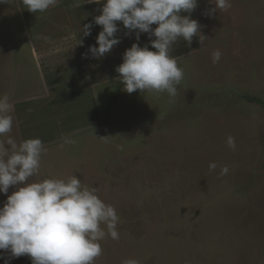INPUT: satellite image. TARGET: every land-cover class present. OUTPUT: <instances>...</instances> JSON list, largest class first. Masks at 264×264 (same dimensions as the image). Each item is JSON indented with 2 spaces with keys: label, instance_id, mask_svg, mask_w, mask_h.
I'll use <instances>...</instances> for the list:
<instances>
[{
  "label": "rangeland",
  "instance_id": "374dc122",
  "mask_svg": "<svg viewBox=\"0 0 264 264\" xmlns=\"http://www.w3.org/2000/svg\"><path fill=\"white\" fill-rule=\"evenodd\" d=\"M197 2L191 18L209 39L173 45L185 72L175 102L167 93L128 94L117 77L133 43L155 51L147 33L106 57L97 88L87 86L96 79L70 73L49 88L37 76L36 39L25 33L36 14L23 21L16 4L0 3V98L15 105L10 135L40 138L46 148L32 182L75 175L120 217V239L100 241L96 264H264V104L246 98L264 101V0H229L230 9L212 16L205 13L215 0ZM216 50L222 56L214 64ZM90 91L98 97L95 119ZM15 190L0 192V209ZM0 264L32 261L0 250Z\"/></svg>",
  "mask_w": 264,
  "mask_h": 264
},
{
  "label": "clouds",
  "instance_id": "9594fccd",
  "mask_svg": "<svg viewBox=\"0 0 264 264\" xmlns=\"http://www.w3.org/2000/svg\"><path fill=\"white\" fill-rule=\"evenodd\" d=\"M0 3L16 4V0H0ZM58 3L59 0H22L31 13H45ZM197 7V0H107L102 14L94 17V23L102 27L96 41L98 47L91 46L89 52L92 58L100 59L121 43L117 38L118 23L128 30L125 35L135 32L137 41L141 33L154 36L151 47L155 51L147 45L133 43L116 71L128 94L167 93L175 102L185 72L171 54L173 45L181 38L188 45L194 37L201 44L209 39L201 34V24L191 18ZM217 8L227 11L231 3L215 0V7L205 15H214ZM152 25L157 27L153 29ZM91 29L92 24H85L81 31L87 37ZM221 56L219 50L214 51L213 63H218ZM14 110L15 105L7 95L0 98V137L7 138L0 139V192L7 195L10 188H16L0 209V250L10 252L11 258L30 257L32 264H96L104 251L100 241L109 235L113 240L120 239V217L115 207L105 203L96 188L84 185L75 175L66 180L32 182L40 173L46 148L40 138L17 142L11 137ZM63 142L74 144L75 140L65 136ZM227 144L235 150L234 137L229 136ZM216 168L215 163L209 165L211 171ZM228 171L224 166L221 175ZM124 264H139V261L128 259Z\"/></svg>",
  "mask_w": 264,
  "mask_h": 264
},
{
  "label": "crops",
  "instance_id": "0c3cea01",
  "mask_svg": "<svg viewBox=\"0 0 264 264\" xmlns=\"http://www.w3.org/2000/svg\"><path fill=\"white\" fill-rule=\"evenodd\" d=\"M107 0H101L100 3H90V0H59L56 7L50 8L45 13L36 14V25L30 30V26L24 22L25 33L28 36H33L36 39V50L34 57L36 59V69L39 77L47 79L49 88L59 86V78L64 73L72 74V78L84 79L93 78L95 82L87 85L89 89L97 88L100 84L98 81L104 76L106 57H111L117 51V48L126 45L127 41L136 40V33L125 35L128 31L122 23H118L120 32L117 33V38L121 40L112 51L100 59L92 58L89 48L91 46L98 47L96 43L102 27L94 23V17L102 14L101 9ZM16 7L19 17L25 20V17L30 18L29 12L22 0H16ZM85 24H92L91 35L85 37L81 29ZM47 27V29H44ZM32 32V33H31ZM82 41V44H79ZM88 58H85V54ZM50 58L51 62L47 66L42 63V57ZM78 58V59H77ZM77 59V60H76ZM117 74L109 75L110 78ZM119 75H117L118 77ZM87 86L85 88H87ZM91 99L93 105L88 109L92 112V119L97 118V94Z\"/></svg>",
  "mask_w": 264,
  "mask_h": 264
},
{
  "label": "trees",
  "instance_id": "16d2710c",
  "mask_svg": "<svg viewBox=\"0 0 264 264\" xmlns=\"http://www.w3.org/2000/svg\"><path fill=\"white\" fill-rule=\"evenodd\" d=\"M246 98L250 101V102H254V103H258V104H264V101L260 98L254 97V96H246Z\"/></svg>",
  "mask_w": 264,
  "mask_h": 264
}]
</instances>
